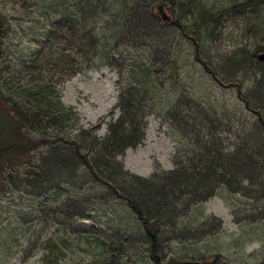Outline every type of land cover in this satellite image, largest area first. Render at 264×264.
<instances>
[{
    "label": "trees",
    "instance_id": "obj_1",
    "mask_svg": "<svg viewBox=\"0 0 264 264\" xmlns=\"http://www.w3.org/2000/svg\"><path fill=\"white\" fill-rule=\"evenodd\" d=\"M167 1L128 0L119 18L102 25L100 33L95 31V25L90 26L89 20L100 18L99 4L103 5L105 0L93 5L89 0H41V5L36 2L39 16L30 17L29 27L39 29L34 39L37 47L22 57L20 68L12 75L0 76V114L7 117L9 129V136L0 134V194L18 191L19 199L28 196L25 202L30 209L26 211L41 210L45 215L53 210L55 215L56 209L46 208L47 203L58 198L65 191L63 186L70 182L67 177L63 186L55 183L57 169L71 168V177L78 178L81 184L78 189L100 186L116 201L127 205L139 222L143 243L149 246L150 257L156 264H160L161 234L169 228L171 238L201 239L202 232L189 231L182 218L192 217L193 209L218 192H227V196L220 194L226 201L231 196L237 199V194L255 200L264 197V74L260 78L255 76L246 88L241 81L224 84L200 58L199 45L193 39L195 60L220 85L235 89L237 100L231 107L223 103L219 111L210 94H183L184 90L195 89V82L189 81L184 89L179 85L175 60L159 59L157 53L156 57L145 54L143 59L127 49L147 46L152 41L167 44L166 27L178 26V21H163L154 11L159 3L165 8ZM259 1L264 2H253ZM113 25L124 31L110 44L113 32L108 36L104 32ZM122 44L127 45L126 55L121 54ZM256 57L252 61L264 63ZM97 59L114 64L119 70V115L109 123L103 137L97 134L99 124L78 127L72 135L70 119L76 113L61 102L58 86L82 69L92 67ZM28 70L29 78L24 80ZM177 89L179 92L175 93ZM171 91L173 98L167 95ZM161 99L170 104L163 115L177 143L173 168L163 170L156 165L154 172L144 178L126 171L120 156L142 143L145 118ZM244 110L253 119L244 116ZM99 198L107 203V196ZM87 210L88 206L78 202L75 214L88 216ZM206 217L203 226H209L208 221L214 219ZM179 222L182 228L176 232ZM210 227L204 231L215 229ZM14 229L2 227L0 232L11 235ZM54 234L41 242L38 264H60L69 252L70 244ZM124 248L129 251L134 247L130 243ZM215 262L214 257L211 264ZM106 264L110 263L106 260Z\"/></svg>",
    "mask_w": 264,
    "mask_h": 264
},
{
    "label": "rangeland",
    "instance_id": "obj_2",
    "mask_svg": "<svg viewBox=\"0 0 264 264\" xmlns=\"http://www.w3.org/2000/svg\"><path fill=\"white\" fill-rule=\"evenodd\" d=\"M23 1L0 0V76L12 75L20 68L22 57L37 47L34 39L38 37L35 33L39 29L31 30L29 19L39 16L36 2L40 4L41 0H25L24 7ZM89 1L93 5L98 0ZM126 1L105 0L103 5L100 3V18L89 20L90 26L95 25L98 33L102 25L119 18ZM253 1L168 0L165 11L171 19L178 21V26L166 27L167 35L164 37L167 44L152 41L153 44L141 45L139 49L122 44L119 46L121 54L126 55L124 49L127 48L131 54H140L143 59L145 54L156 57V53L159 59L171 58L179 67V85L184 89L189 81L195 82V89L184 90V95L196 97L210 94L217 110L224 107L223 103L231 107L237 100L234 87L220 85L195 60L193 39L199 45L200 58L224 84L241 81L245 88L251 86L255 76L260 78L264 74V63L252 61L264 51V2L256 4ZM154 11L157 13L156 9ZM117 30L114 25L112 29H105L107 36L113 32L110 38L113 41L108 40L110 44L123 34L124 29ZM160 50L165 51L161 53ZM114 55L119 59L118 53L114 52ZM104 61L97 59L92 67L82 69L58 86L61 102L76 113L70 119L72 135L78 127L99 124L97 134L103 137L109 123L119 115L116 103L120 92V73L114 64ZM29 73L30 70L24 80L29 78ZM173 94L171 91L167 95L173 98ZM203 104L209 108L206 102ZM169 105L166 99L158 100L154 111L145 118L142 143L126 149L120 156L124 169L129 173L148 178L156 165L163 170L173 168L172 156L177 143L163 115ZM250 114L244 110V116L253 119ZM6 119L0 114V134L9 136ZM55 176L54 182L60 186L64 185L67 177L70 180L63 186L65 191L47 203L46 208L56 209L55 215L53 210L45 215L41 210L26 211L29 208L25 202L28 196L23 195L24 200H21L18 191L0 194V228H15L11 235L0 232V264H38L36 260L42 253L41 242L53 232L70 244V250L60 264H106V260L110 264H156L150 257L149 246L143 243L139 222L125 203L116 201L100 186L78 189L81 184L78 178L71 177V168L60 166ZM220 194L228 195L220 191L193 209L192 217L182 218L188 223L186 228L189 231L198 229V233L202 232L200 240L171 238L168 232L172 231L171 228L161 234L158 249L160 264H176L183 260L211 264L214 257L215 264H264V197L255 200L237 194V199L231 196L226 201ZM102 196H107V203L99 198ZM86 198H90V202L85 201ZM78 202L89 207L86 211L88 216L75 214ZM206 216L214 218L208 221L209 226L202 224ZM177 226L176 232L182 224L179 222ZM210 226L215 229L204 231ZM130 243L134 248L125 251L124 247Z\"/></svg>",
    "mask_w": 264,
    "mask_h": 264
},
{
    "label": "water",
    "instance_id": "obj_3",
    "mask_svg": "<svg viewBox=\"0 0 264 264\" xmlns=\"http://www.w3.org/2000/svg\"><path fill=\"white\" fill-rule=\"evenodd\" d=\"M156 10L160 18L163 21H170V16L166 13L164 5L162 3H159L156 5ZM0 27H1V24H0ZM0 56H1V48H0ZM257 59L259 61H264V51L257 54ZM177 264H204V263L201 261H196V260H183V261L177 262Z\"/></svg>",
    "mask_w": 264,
    "mask_h": 264
},
{
    "label": "crops",
    "instance_id": "obj_4",
    "mask_svg": "<svg viewBox=\"0 0 264 264\" xmlns=\"http://www.w3.org/2000/svg\"><path fill=\"white\" fill-rule=\"evenodd\" d=\"M170 170V169H169Z\"/></svg>",
    "mask_w": 264,
    "mask_h": 264
}]
</instances>
